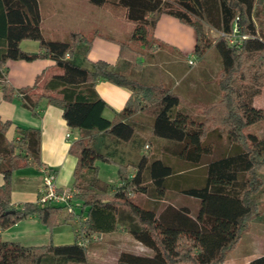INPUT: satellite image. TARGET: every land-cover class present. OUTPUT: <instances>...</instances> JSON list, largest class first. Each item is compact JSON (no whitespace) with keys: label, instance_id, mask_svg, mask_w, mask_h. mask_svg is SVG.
Masks as SVG:
<instances>
[{"label":"trees","instance_id":"1","mask_svg":"<svg viewBox=\"0 0 264 264\" xmlns=\"http://www.w3.org/2000/svg\"><path fill=\"white\" fill-rule=\"evenodd\" d=\"M85 1L131 23L134 29L129 40L120 42L95 32L91 37L70 33L65 41H47L37 0H0L3 100L12 102L19 98L34 116H39L42 102L47 101L63 112L70 129L83 132V137L72 144L70 153L77 159L73 190L77 192L78 215L88 216L84 223L87 233L106 235L123 227L155 252L153 257L122 253L117 264H226L228 255L250 231V224L261 217L256 195L264 188V138L251 128L264 122V109L256 106V98L264 91V0ZM163 15L194 29L199 62L210 39L207 28L220 34L215 47L223 64L218 79L221 99L197 106L199 118L176 112L181 105H192L162 84H143L103 60L84 67L86 53L81 61L83 49L87 51L94 38L101 37L117 42L120 58L133 70H141L143 56L133 44L154 40V30ZM24 40L39 42L42 53L23 52L20 45ZM157 44L154 41L152 45ZM37 60L53 61L59 73L47 78L41 75L33 86L16 89L8 80V63ZM99 81L132 92L124 110L116 114L118 120L114 124L101 117L107 105L96 90ZM137 112L151 120L152 137L168 141L166 154L182 160L184 169L204 166L205 159L214 155V145L205 143L213 131L238 149L233 154L207 160L205 185L183 190L181 194L188 203L181 208L169 207L160 218L130 197L151 194V187L158 197H168L165 182L174 175L173 167L154 156L149 146L145 149L146 143L141 142L147 155L133 165L137 173L129 179L131 164L117 163L107 151L108 138L119 143L135 142V124L119 118ZM12 127V122L0 116V174L4 177L0 187V233L32 216H37L51 232L74 221L75 217L62 207L33 203L21 209L11 206L14 173L42 166L41 133L16 126L18 138L10 141L7 134ZM99 162L119 167L121 186L113 194L111 186L99 178ZM148 179L152 185L147 184ZM195 201L198 207L194 212L191 203ZM47 258L53 264H87L88 254L77 241L65 246L51 243L45 247H24L4 242L0 235V264H43ZM250 264H264V255Z\"/></svg>","mask_w":264,"mask_h":264},{"label":"crops","instance_id":"2","mask_svg":"<svg viewBox=\"0 0 264 264\" xmlns=\"http://www.w3.org/2000/svg\"><path fill=\"white\" fill-rule=\"evenodd\" d=\"M37 1L42 18L41 29L47 41H65L70 33H80L91 37L95 32H100L108 38L125 42L129 40L134 29L132 25L129 32L120 30L119 24L120 22H126L125 20L113 15L106 8L95 7L85 0ZM124 32V35H120V33ZM153 38L159 44L155 45L153 51L149 53L140 52L143 56L144 65L139 71L133 70L128 62L120 58L121 48L117 42L101 37H95L87 51L86 48L83 49L81 61L84 59V54L86 53L87 60H83L84 67H88V63L103 60L143 84H162L170 88L173 92L183 97L189 104H192L191 100L196 99L200 103L192 104L195 108L206 105L203 102L206 97L210 96L208 84L204 80H191L193 72L186 69V66L197 67L196 63L198 62L195 55L197 35L194 29L183 25L173 17L163 15L157 23ZM141 45L144 44L141 43ZM20 47L23 52L28 54L42 53L40 43L37 41L24 40ZM142 50L144 49L142 48ZM147 56L153 59V63L146 62L145 58ZM184 57L187 59L186 62L184 61ZM190 61H193L194 65H190ZM54 66L55 63L51 60H37L33 62L11 61L7 65L8 80L16 89L31 87L36 83L39 76L44 75V78H47L59 73ZM199 85L202 86L200 87ZM96 90L107 105L102 111V119L114 124L118 120L116 114L124 110L128 100L132 96V92L106 81H99ZM188 94H190V98H188ZM215 96H217L216 92L214 93ZM216 101L218 100L214 99L212 102ZM191 111L187 105H181L176 108V112L192 116L193 113ZM0 116L2 120L10 121L13 124V127L7 134V138L10 141L18 138L15 131L16 126L38 130L41 133L42 166L40 168L31 167L14 173L12 178L11 206L14 209H21L27 203L37 204L46 171L54 173L56 184L59 188L63 190L73 189L77 159L71 155L70 150L72 144L81 139L84 134L68 127L63 118V112L49 105L47 101H43L39 110V116H34L17 97L12 102H5L0 89ZM195 117L199 118L200 116L197 114ZM119 121H129L135 124L137 130L136 140L130 143H119L108 138L106 144L110 145V147L107 151L114 155L117 163L131 164L129 179H133L137 173L133 165L138 164L142 157L147 155L141 142L146 143L145 149L149 146L154 156L174 169V175L169 177L165 182L169 192L168 197H158L154 192L155 188L151 187L149 192L153 193L149 194L147 192L136 195L137 197L134 196L137 205L147 211L154 212L160 218L169 207L181 208L184 204H187L188 202L183 199L181 192L188 188L203 187L207 178L205 164L218 158H213V155L210 157L211 160L207 161L205 159L203 162L204 166L184 169L181 167L184 165L182 160L166 154L165 148L169 146V142L152 137L151 120L143 114L139 112L130 113L125 118H119ZM214 133L220 136L218 132L215 131ZM68 135L70 136L69 138ZM220 138L223 139L221 136ZM208 139L209 135L205 143L213 144L212 142H207ZM99 169L101 170L102 167L100 168L99 166ZM104 169L107 171L105 176H107L109 181H102L111 186L110 194H113L116 188L121 186L118 176L119 167L116 164L113 168L105 167ZM108 171H110V176L108 175ZM147 184L152 185L149 179ZM3 185L4 177L0 174V187ZM192 204L194 205L192 207L194 209L191 210L197 211V201ZM76 228L77 224L72 221L55 228L51 232L41 223L37 216H32L13 228L1 232L0 235L4 242L19 243L24 247H45L51 243L55 246H65L76 243ZM104 239L106 240L105 244L100 243L95 248L93 247V249H91V245L87 249V264H91V261L104 263L106 252L110 249H118V246L122 245L121 241L124 242L126 240L128 243L131 241L133 245L141 249L142 254L138 252H125L123 250L120 255L122 253H131L145 257H153L155 255L152 248L136 240L123 227H120L114 233L104 235ZM112 241L115 242L111 244ZM99 246H103L101 247L102 250L98 248ZM120 255L117 257L115 264L118 263Z\"/></svg>","mask_w":264,"mask_h":264},{"label":"rangeland","instance_id":"3","mask_svg":"<svg viewBox=\"0 0 264 264\" xmlns=\"http://www.w3.org/2000/svg\"><path fill=\"white\" fill-rule=\"evenodd\" d=\"M130 26H132V24L129 25L127 21L120 22L119 29L125 32H129ZM125 32L120 33V35H124ZM207 32L209 34L210 39L208 40V47L205 51V56L203 60L201 62L198 61L196 63L197 67L195 68L186 66L187 71L191 70L193 72L191 80L193 81L204 80V82L208 84V88H209L208 91L210 92V96L206 97L203 102V104L206 105L211 103L214 99L217 100L221 99V94L218 89V79L220 77L221 71L223 70L221 57L219 55L217 48L215 47V41L217 40V38L220 37V34L217 31L212 30L210 28H207ZM122 39H126V38H122ZM154 41L155 40H153L152 38H149V41L146 44L141 45V43H139L133 45V48L138 53L143 51L149 53L150 51H153L152 44L154 43ZM142 48L144 50H142ZM153 54H155V52H153ZM145 60L147 63L150 62L153 63V59H151L148 56L145 58ZM184 61L185 62L187 61L185 57H184ZM199 86L201 87L202 85ZM215 92L217 96L214 97ZM188 98H190V94H188ZM256 99H257L256 106L264 109V91ZM191 103L195 105L200 102L194 99L191 100ZM190 109L192 110L191 112L193 113L192 116L195 117L198 114L197 108H195V106L192 105ZM251 130L252 132L257 134V136H259L260 138H264V122L258 123L257 125L253 126ZM214 132L215 131L209 134V139L207 141V142H212L214 145L215 151L213 158H219V157H223V155L233 154L237 152L238 149L233 147L231 142L227 138L222 137L223 139H221L220 136ZM227 145L229 146L228 148ZM207 160H211V159L208 158ZM99 166L100 168L102 167L101 170L99 169V178L103 181L105 180L109 181L107 176H105L107 171L104 168L105 167L113 168L115 167V164L99 162L98 167ZM179 166H175V167H179ZM181 167H183V165ZM109 174L110 171H108V175ZM242 179L245 180V176H242ZM130 198L135 200V197H130ZM256 200L259 204L261 217L257 221L252 222L250 224V231L244 235L237 249L228 255L226 264H249L251 261L264 255V188L258 195H256ZM113 242L115 241H112L111 244ZM100 243L105 244L106 240L103 238L100 242L93 244L91 249H93V247L95 248V246H98ZM121 244L122 245L118 246V249L114 248L106 252L105 254L106 260L104 261V263L91 261V264H115L117 257L120 255L121 251L123 250L125 252H135V253L138 252L142 254L141 249H138L135 245L131 243V241L129 243L127 240L124 242L121 241ZM101 247L103 246H99L98 248L102 250ZM43 264H53V260L51 258L49 259L47 258L45 259Z\"/></svg>","mask_w":264,"mask_h":264},{"label":"built area","instance_id":"4","mask_svg":"<svg viewBox=\"0 0 264 264\" xmlns=\"http://www.w3.org/2000/svg\"><path fill=\"white\" fill-rule=\"evenodd\" d=\"M69 58V56H67ZM190 65H194L193 61L189 62ZM70 136L68 135V138ZM77 192L73 189L63 190L56 184V177L53 172L46 171L43 179V187L40 190L37 204L40 206H57L62 207L65 212L74 216V222L77 224L75 230L76 241L78 246L88 249L91 245L100 242L103 238V234H88L84 223L88 220L87 215L79 216V210L76 206L75 197Z\"/></svg>","mask_w":264,"mask_h":264}]
</instances>
